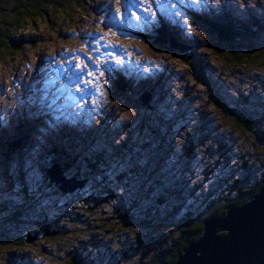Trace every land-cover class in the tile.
I'll use <instances>...</instances> for the list:
<instances>
[{"label":"rangeland","instance_id":"1","mask_svg":"<svg viewBox=\"0 0 264 264\" xmlns=\"http://www.w3.org/2000/svg\"><path fill=\"white\" fill-rule=\"evenodd\" d=\"M201 18L253 29L264 0H75L2 30L0 264H154L185 213L263 178L264 142L226 114L264 130V52L216 53Z\"/></svg>","mask_w":264,"mask_h":264},{"label":"trees","instance_id":"2","mask_svg":"<svg viewBox=\"0 0 264 264\" xmlns=\"http://www.w3.org/2000/svg\"><path fill=\"white\" fill-rule=\"evenodd\" d=\"M75 0H66L61 2L59 0H0V14L7 9L10 10L9 13L5 15V17L0 18V45H1V37H7L2 32L5 29H13L15 32L12 35H15L17 32V28H20L22 23H28V21H34L35 18H43V15L47 17L49 10H54L57 7H61L64 3H71ZM9 2L12 4L9 6ZM4 6V9L2 8ZM5 13V12H4ZM46 20V19H45ZM201 22L203 20H200ZM205 22V25L212 29V34L214 38L212 39L211 47L213 50L220 54L223 51H227L229 55L233 57L237 56L241 51L244 50L245 54H262L264 52V23L253 20L251 21L253 24V29L248 28L247 25H234L229 21L225 22ZM167 33L164 32V35ZM10 36V35H9ZM262 37V38H260ZM8 38V37H7ZM9 39V38H8ZM162 39V38H161ZM156 39L153 41V45L156 47L163 48L165 50H169L167 42L165 40ZM166 42V43H165ZM218 100V98H217ZM226 114V113H225ZM228 120L233 123L244 126L248 131H254L257 136L258 142L259 139L261 142H264V130L261 131L257 129L256 131V120L253 118H248L244 122H240L236 116H229ZM253 124L255 125L253 127ZM262 134V136H261ZM6 149L8 153L6 155L11 157L10 154H16L20 148V143L16 141L6 140ZM60 167V170L65 172L64 163H56ZM235 182L230 185L228 192H234L233 196L228 194L223 195L217 200L209 202L208 205H205L204 211L200 214L188 212L183 215L179 221L174 222L175 224H179V228H175L176 231L179 229L180 231V240L169 247H165L162 249L163 245L155 243V240L152 242V246H157V250H159L154 258V264H173L178 260V257L183 253L185 247L188 246L189 243L197 241L201 235L203 230V223L205 220L210 218H221L224 217L228 210L233 206H241L246 203L254 194L259 191V188L262 186L264 182V175L261 180H259L253 187H248L244 185L242 182H239L238 179L234 180ZM229 192V193H230ZM196 214V215H195ZM125 218L121 219V225H124ZM120 225V226H121ZM176 226V225H175ZM22 244V241L19 242ZM25 244V243H24ZM159 253V254H158ZM76 259V260H75ZM69 264H80L77 261V257H73L69 260Z\"/></svg>","mask_w":264,"mask_h":264},{"label":"water","instance_id":"3","mask_svg":"<svg viewBox=\"0 0 264 264\" xmlns=\"http://www.w3.org/2000/svg\"><path fill=\"white\" fill-rule=\"evenodd\" d=\"M173 264H264V182L243 205L205 220L201 237Z\"/></svg>","mask_w":264,"mask_h":264},{"label":"bare ground","instance_id":"4","mask_svg":"<svg viewBox=\"0 0 264 264\" xmlns=\"http://www.w3.org/2000/svg\"><path fill=\"white\" fill-rule=\"evenodd\" d=\"M186 1H187V0H186ZM211 9H212V8H211ZM229 10H230V9H229ZM230 11H231V12H234L233 14H235V15H236V14H239L238 11H236V10L231 9ZM178 27L180 28V26H178ZM162 32H163V33H164V32L167 33V31H166L165 29H164V31H162ZM174 35H175V34H174ZM180 35H181L180 37L177 36V35H175V37H176L180 42H185L186 40L189 41L188 39H185V38L183 37L182 33H181ZM191 38H192V37H191ZM187 41H186V42H187ZM69 47H70V46H69ZM82 47H83V46H82ZM45 52H46V50H45ZM78 53H79V52H78ZM119 54H120V53H119ZM55 55H57V54H55ZM56 57H57V56H56ZM54 58H55V57H54ZM72 59H73V58H72ZM131 61H132V60H131ZM83 63H84V62H83ZM68 65H69V64H68ZM69 66H70V65H69ZM113 66H114V64H113ZM115 66H116L115 68H117L118 65H115ZM153 66H154V65H153ZM51 67H52V66H51ZM85 73H86V72L83 71V75H84V76H83V75H82V76L85 78L86 85L88 86V85H89V80H88V78L90 79V76H89V75L86 76ZM75 75H76V74H75ZM77 76H78V75H77ZM82 76H81V77H82ZM132 76H133V77H137L134 73H132ZM78 77H80V76H78ZM118 77H119V76H118ZM129 77H130V76H128V79H126L128 82H130L131 79H133V77H132V78H129ZM160 77H161V76H160ZM160 77H159V78H160ZM91 78H93V77H91ZM73 80H74V79H73ZM95 80H96V79H95ZM74 81H75V80H74ZM92 81H93V80H92ZM117 81H118V80H117ZM131 82H132V81H131ZM113 83H114V82H113ZM72 84H73V83H72ZM76 85H77V84H76ZM82 85H83V84H82ZM74 88H75V87H74ZM98 88H99V87H98ZM72 89H73V88H72ZM89 89L92 90V88H88V89H87V92H88ZM94 89H95V88H94ZM150 89H152V88H150ZM98 91H99V90H98ZM150 91H151V90H150ZM72 92H73V91H72ZM95 92H96V89H95ZM155 92H156V91H155ZM45 99H46V98H45ZM87 100H88V99H87ZM88 104H89V103H88ZM86 106H88V105H86ZM89 107L92 108L91 105H90ZM84 108H85V107H84ZM92 111H93V110H92ZM94 111H95V110H94ZM111 122H112V121H111ZM104 123H105V122H104ZM61 125H63V126H64L65 128H67V129H70V125H69L68 123H63V124H61ZM57 126H58V128H60V124H59V123L57 124ZM71 129H74V130H75V127H71ZM55 131H57V129H55ZM74 134H78V133H74ZM86 136H87V135H86ZM63 145H64V144H63Z\"/></svg>","mask_w":264,"mask_h":264}]
</instances>
